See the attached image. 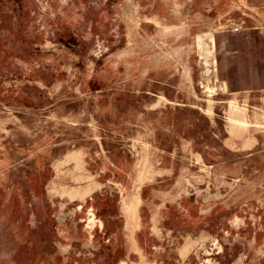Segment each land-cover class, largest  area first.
I'll list each match as a JSON object with an SVG mask.
<instances>
[{"label": "rangeland", "instance_id": "1", "mask_svg": "<svg viewBox=\"0 0 264 264\" xmlns=\"http://www.w3.org/2000/svg\"><path fill=\"white\" fill-rule=\"evenodd\" d=\"M207 1L0 0V264L39 260L55 211L77 264H264V89L222 83L214 33L246 25ZM100 195L152 240L108 219L88 246Z\"/></svg>", "mask_w": 264, "mask_h": 264}, {"label": "crops", "instance_id": "2", "mask_svg": "<svg viewBox=\"0 0 264 264\" xmlns=\"http://www.w3.org/2000/svg\"><path fill=\"white\" fill-rule=\"evenodd\" d=\"M227 1L228 2L225 3V0H213L211 2L208 0L206 3L210 7V12H215L217 8L220 9L226 6L228 12L225 14V16L226 18H228V20L240 23V26L246 25V27H239L233 30L214 33L216 35L215 54L217 66L218 68L220 67L221 71H225L224 74H226L228 77L230 75L233 76L232 78H226V81H222V83L225 82L226 89L232 92L244 91L247 89H264V2H261L260 0H246L245 3L235 4L234 1ZM235 12H239V14H236ZM221 21L219 19V22ZM101 87L103 86H96V88ZM58 176L59 175L55 173L45 184L44 188L48 202H53V199L56 197V195H52L47 189H49V187L53 185V183L58 181ZM83 189H87L88 194L93 193V179H91L89 184H85ZM93 204H95L96 206V211L100 219L97 222L98 227L94 231L90 232L86 229L82 231L84 236L89 238L88 246H90L91 240L94 236L99 237L98 235L101 234L107 236L108 241L111 240L114 234H112L107 227L108 219H114L120 225L122 224L119 228V234L125 236L131 251L138 248L140 244L142 246H145V243L152 240V229H140V227L130 228L128 226L129 221L125 217H123L121 211H119L122 210L119 207L122 206L120 202H114V200L110 199L108 200L100 195V197L97 196ZM117 204L119 205L118 207H116ZM185 205H187L186 208H184L185 217L180 215L182 219H188L190 215H192L191 204L185 203ZM139 207H143L141 208V210H145V202L141 201V205L137 208L138 211ZM201 212L202 211L199 210L198 214L200 215ZM195 214L197 215V213ZM57 216L58 212L55 211L54 215L52 214V217H45V220L50 223V229L45 233L39 232L43 231L41 227H34L36 236L34 242L36 249L40 251V259L34 262V264H44V253L47 252H50L51 256L54 254L55 260L59 259V256H61L66 262H68L69 256H71L68 264H77V258H80L81 256L80 253L75 254V249L71 246L72 244L63 245L60 242V238H63L67 235L64 232L63 224L60 223V219L57 218ZM137 221L139 222V217L137 218ZM212 234L215 235V233H208V231L207 233H198L194 236V240H184L185 243L182 244V247L183 245H187L190 243L191 247H185L183 249L185 251H191V249L193 250L195 246L201 244L205 236L210 237L212 236ZM253 246H255L254 240L249 243L248 252L252 251L251 248ZM181 250L182 249L180 248V251ZM118 252L119 255H121L123 253V249H120V251L118 250ZM186 257L187 256H185L184 258ZM251 260L252 257L249 258L248 263L251 262ZM260 262H264V257L261 258ZM54 264H57V262Z\"/></svg>", "mask_w": 264, "mask_h": 264}, {"label": "bare ground", "instance_id": "3", "mask_svg": "<svg viewBox=\"0 0 264 264\" xmlns=\"http://www.w3.org/2000/svg\"><path fill=\"white\" fill-rule=\"evenodd\" d=\"M212 8V7H211Z\"/></svg>", "mask_w": 264, "mask_h": 264}]
</instances>
